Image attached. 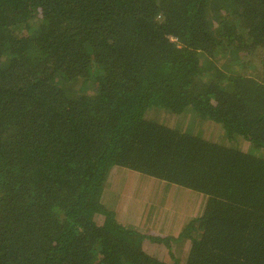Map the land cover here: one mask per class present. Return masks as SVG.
<instances>
[{"label": "trees", "instance_id": "trees-1", "mask_svg": "<svg viewBox=\"0 0 264 264\" xmlns=\"http://www.w3.org/2000/svg\"><path fill=\"white\" fill-rule=\"evenodd\" d=\"M235 137L264 150V0H0V264H264V155ZM117 167L201 208L176 236L124 225Z\"/></svg>", "mask_w": 264, "mask_h": 264}, {"label": "rangeland", "instance_id": "rangeland-1", "mask_svg": "<svg viewBox=\"0 0 264 264\" xmlns=\"http://www.w3.org/2000/svg\"><path fill=\"white\" fill-rule=\"evenodd\" d=\"M221 62V59L217 60L218 64ZM193 116L185 113L176 117L163 109L146 113L147 118L178 130L219 139L217 127L200 124ZM227 143L243 151L264 155L263 149L249 147L241 137ZM107 181L103 202L116 211L122 224L130 227L176 236L183 223L196 216L201 208L199 193L122 167L112 169ZM186 250V242L174 245L175 255L179 259L184 258Z\"/></svg>", "mask_w": 264, "mask_h": 264}]
</instances>
